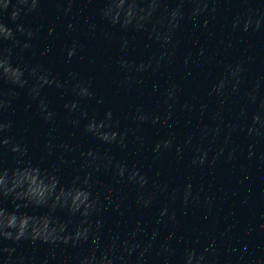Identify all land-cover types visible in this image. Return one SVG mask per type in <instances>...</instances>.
<instances>
[{"label": "water", "instance_id": "1", "mask_svg": "<svg viewBox=\"0 0 264 264\" xmlns=\"http://www.w3.org/2000/svg\"><path fill=\"white\" fill-rule=\"evenodd\" d=\"M0 264H264V0H0Z\"/></svg>", "mask_w": 264, "mask_h": 264}]
</instances>
